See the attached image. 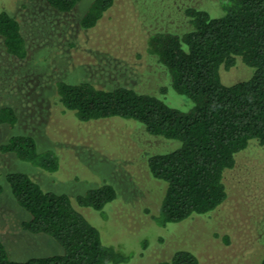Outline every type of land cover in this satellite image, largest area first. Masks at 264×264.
Returning a JSON list of instances; mask_svg holds the SVG:
<instances>
[{
	"label": "rangeland",
	"instance_id": "1",
	"mask_svg": "<svg viewBox=\"0 0 264 264\" xmlns=\"http://www.w3.org/2000/svg\"><path fill=\"white\" fill-rule=\"evenodd\" d=\"M93 1L80 0L71 12L62 13L45 0H0V11L20 20L28 48L26 57L18 58L0 36V107L13 106L19 117L14 126L0 125V146L15 135L32 134L40 151L53 149L60 157L59 168L48 171L0 149V239L8 254L22 261L64 252L51 235L23 227L31 214L13 195L8 174L24 171L45 190L69 194L100 230L103 242L128 255L120 264H159L181 247L195 251L200 264H260L264 149L253 146L239 155L226 176L229 196L217 210L162 227L151 217L158 213V198L167 183L152 177L146 159L177 148L179 140L152 135L134 119L81 121L65 109L57 88L59 80H89L104 88L127 85L187 109L191 100L173 89L170 71L148 51L147 39L158 31L187 30V7H217L219 0H116L87 29L81 17ZM253 72L239 60L221 75L231 84ZM103 184L113 185L118 195L104 213L78 205V195Z\"/></svg>",
	"mask_w": 264,
	"mask_h": 264
},
{
	"label": "trees",
	"instance_id": "2",
	"mask_svg": "<svg viewBox=\"0 0 264 264\" xmlns=\"http://www.w3.org/2000/svg\"><path fill=\"white\" fill-rule=\"evenodd\" d=\"M45 1L68 13L80 0ZM115 2L94 0L81 17L82 26L95 27ZM186 14L191 27L181 33L155 32L148 37L147 48L170 71L173 89L191 100L187 109L127 85L104 88L89 80L57 82L60 102L81 121L134 119L152 135L179 140L177 148L148 154L146 159L152 177L167 183L158 198V213L151 217L162 227L217 210L229 196L226 176L239 155L253 146L264 149V0H219L217 7L189 6ZM0 36L10 54L26 57L21 22L7 10L0 11ZM239 60L254 69L252 76L226 84L221 71ZM18 119L13 106L0 107V125L14 126ZM0 149L48 171L60 166L58 153L40 151L32 134L15 135ZM8 181L19 204L31 214L23 222L24 229L51 235L64 252L15 260L0 239V264H120L129 259L103 242L100 230L69 194L45 190L24 171L9 173ZM117 196L113 185L103 184L78 195L76 202L104 213ZM164 238L159 236L161 241ZM159 264H200V258L181 247Z\"/></svg>",
	"mask_w": 264,
	"mask_h": 264
}]
</instances>
